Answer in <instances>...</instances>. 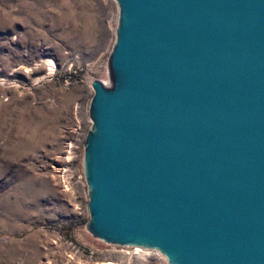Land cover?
Instances as JSON below:
<instances>
[{"label":"water","instance_id":"1","mask_svg":"<svg viewBox=\"0 0 264 264\" xmlns=\"http://www.w3.org/2000/svg\"><path fill=\"white\" fill-rule=\"evenodd\" d=\"M115 2L87 231L167 264H264V0Z\"/></svg>","mask_w":264,"mask_h":264},{"label":"rangeland","instance_id":"2","mask_svg":"<svg viewBox=\"0 0 264 264\" xmlns=\"http://www.w3.org/2000/svg\"><path fill=\"white\" fill-rule=\"evenodd\" d=\"M116 18L115 0H0V264H167L86 229L79 140ZM70 155L65 190L54 168Z\"/></svg>","mask_w":264,"mask_h":264},{"label":"built area","instance_id":"3","mask_svg":"<svg viewBox=\"0 0 264 264\" xmlns=\"http://www.w3.org/2000/svg\"><path fill=\"white\" fill-rule=\"evenodd\" d=\"M88 124L90 126V124H91L90 119H88ZM86 132H87V130H85L84 136H83V134H81L83 137H82V139L79 140L80 146L84 141V138L86 136ZM72 159H73V157L71 155L69 158L65 157V162H63L62 164H59L58 167L54 168V172L56 174V177H57L59 183L61 184V186L65 190L72 189L74 184H75V182L72 180V171L70 169ZM81 177L83 178V174H81ZM124 248L130 249V250H127L125 252L126 255H129V256H136V254H138V251H140L139 247H124Z\"/></svg>","mask_w":264,"mask_h":264},{"label":"bare ground","instance_id":"4","mask_svg":"<svg viewBox=\"0 0 264 264\" xmlns=\"http://www.w3.org/2000/svg\"><path fill=\"white\" fill-rule=\"evenodd\" d=\"M104 83V82H103ZM111 264H113L112 262H110Z\"/></svg>","mask_w":264,"mask_h":264}]
</instances>
